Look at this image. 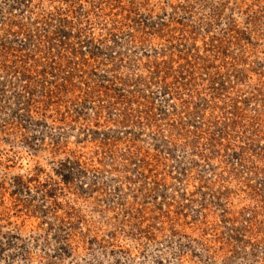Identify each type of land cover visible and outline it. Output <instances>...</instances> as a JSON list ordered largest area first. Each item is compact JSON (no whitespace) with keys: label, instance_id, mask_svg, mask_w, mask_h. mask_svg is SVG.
Returning a JSON list of instances; mask_svg holds the SVG:
<instances>
[{"label":"rangeland","instance_id":"374dc122","mask_svg":"<svg viewBox=\"0 0 264 264\" xmlns=\"http://www.w3.org/2000/svg\"><path fill=\"white\" fill-rule=\"evenodd\" d=\"M0 264H264V0H0Z\"/></svg>","mask_w":264,"mask_h":264}]
</instances>
